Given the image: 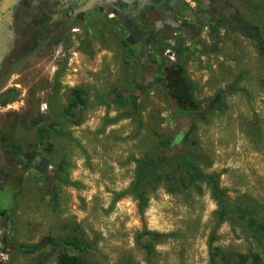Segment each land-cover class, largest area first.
<instances>
[{"label":"rangeland","instance_id":"rangeland-1","mask_svg":"<svg viewBox=\"0 0 264 264\" xmlns=\"http://www.w3.org/2000/svg\"><path fill=\"white\" fill-rule=\"evenodd\" d=\"M154 4L133 11L102 3L76 17L52 0H15L8 9L0 29V264H55L60 250L79 264H209L211 233L223 253L254 251L264 264V236L248 216L218 224L206 183L183 171L196 161L220 172L229 202L264 222V58L217 24L232 5L264 36V0ZM170 64L192 80L193 107L173 108ZM177 116L187 119L182 137ZM163 153L174 178L147 187L141 215L122 193L133 158ZM143 226L164 234L150 260L136 240ZM66 234L93 246L52 250L51 239Z\"/></svg>","mask_w":264,"mask_h":264},{"label":"trees","instance_id":"trees-1","mask_svg":"<svg viewBox=\"0 0 264 264\" xmlns=\"http://www.w3.org/2000/svg\"><path fill=\"white\" fill-rule=\"evenodd\" d=\"M230 7L231 9L228 14H219L217 24L219 26H227L251 40L258 54L264 58V36L260 27L245 19L237 8L232 5H230ZM168 76L167 86L170 89L171 96L178 103L193 107L195 104L193 83L192 80L184 74L183 66L173 65L170 68ZM208 108H210V106ZM128 115V113L121 114L118 118ZM169 145L170 144L165 146V150L168 149ZM133 162V180L130 186L123 190L122 193L132 196L137 201V210L139 214L142 215L148 204L147 187L154 185V183L162 179L170 181L174 177L172 174H168V172L164 173V168L167 163V158L164 153L161 155L143 154L133 158ZM183 171L189 176V180H198L206 183L210 196L216 202L217 208L214 214L218 224L228 220L230 215L237 214L240 219H244L248 216V224L252 226L256 232L264 236V222L258 221L248 210L238 208L232 202H229L225 192L220 187V172L205 171L196 161H191ZM52 200L54 203L57 202V193L52 192ZM163 235V233L151 230L146 226H143L142 229L137 232L136 240L144 249L147 259L150 260L151 258L153 251L152 242L160 239ZM212 237L213 233H211V239L208 242L209 264H263L262 257L254 251L237 253L235 256L223 253L218 246L212 244L214 241ZM50 244L52 250L62 244L70 245L79 251H85L93 246L87 239L72 234L56 236L51 239ZM41 245L42 242L25 246L23 249L25 251L37 250ZM55 264H79V258L65 250H60L56 255Z\"/></svg>","mask_w":264,"mask_h":264},{"label":"flooded vegetation","instance_id":"flooded-vegetation-1","mask_svg":"<svg viewBox=\"0 0 264 264\" xmlns=\"http://www.w3.org/2000/svg\"><path fill=\"white\" fill-rule=\"evenodd\" d=\"M46 1H49V0H45ZM92 1L93 0H52L53 3H57V8L58 10H62L63 14H66L65 16L68 17V16H72L74 15L75 17L76 16H79L80 13H83L84 11H86V9L92 7V6H98L99 4H95L93 3L92 4ZM207 0H200V3H209L210 4V7L214 6V5H219L223 2V0H209L208 2H206ZM100 4L102 3H105L104 1H98ZM208 4V5H209ZM108 5V4H107ZM109 6H112V8H114L115 5H109ZM116 10H118L117 8H115ZM9 11V10H8ZM7 11V12H8ZM2 13L1 16H0V29H2L4 26H2V21H5V20H10L9 19V12L7 13ZM167 15V19L169 17V14H165ZM14 20V18H13ZM166 20V19H165ZM11 21V20H10ZM165 22V21H164ZM168 22H170V25H175V26H179L181 27L182 29H184V25L181 21H175L174 24L172 22V20H168ZM159 32H160V35L162 36L164 33L166 35H169V31H167V29H164L163 27H159ZM165 40V39H164ZM150 55H151V51L150 49L147 50L146 52V55H145V61H146V68H147V78L149 81H157V65L154 63L153 65L149 66L147 63L150 61L147 60L148 58H150ZM173 65L170 64L166 67V72H170V68L172 67ZM145 68V67H144ZM143 68V69H144ZM0 178L2 179V176L0 174ZM2 217H0V228L2 227Z\"/></svg>","mask_w":264,"mask_h":264},{"label":"water","instance_id":"water-1","mask_svg":"<svg viewBox=\"0 0 264 264\" xmlns=\"http://www.w3.org/2000/svg\"><path fill=\"white\" fill-rule=\"evenodd\" d=\"M98 1H104V2H109L110 0H93L92 1V4L95 3V4H100ZM15 2V0H1V3H0V16L2 13H5L8 11V9L11 7V5ZM170 101H171V104L173 106L174 109L177 108V104H180L178 103L175 99H173L172 97L170 98ZM182 105V104H180ZM177 120H178V123H179V134L181 135V137L184 135L185 133V130H186V117H179L177 116L176 117Z\"/></svg>","mask_w":264,"mask_h":264},{"label":"crops","instance_id":"crops-1","mask_svg":"<svg viewBox=\"0 0 264 264\" xmlns=\"http://www.w3.org/2000/svg\"><path fill=\"white\" fill-rule=\"evenodd\" d=\"M156 0H110L109 2H105L108 5H115L114 8L118 7L121 3H127L128 8L131 10H136V8H144V7H150L152 5H155ZM159 1V0H158ZM166 14L168 11L165 12Z\"/></svg>","mask_w":264,"mask_h":264},{"label":"built area","instance_id":"built-area-1","mask_svg":"<svg viewBox=\"0 0 264 264\" xmlns=\"http://www.w3.org/2000/svg\"><path fill=\"white\" fill-rule=\"evenodd\" d=\"M188 1V0H187Z\"/></svg>","mask_w":264,"mask_h":264}]
</instances>
